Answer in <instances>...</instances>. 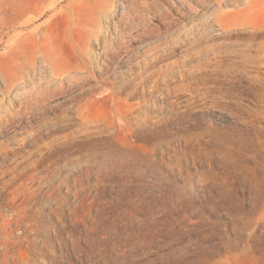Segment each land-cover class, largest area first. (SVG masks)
Here are the masks:
<instances>
[{
  "label": "rangeland",
  "instance_id": "374dc122",
  "mask_svg": "<svg viewBox=\"0 0 264 264\" xmlns=\"http://www.w3.org/2000/svg\"><path fill=\"white\" fill-rule=\"evenodd\" d=\"M173 1L0 0V264H264L249 0Z\"/></svg>",
  "mask_w": 264,
  "mask_h": 264
},
{
  "label": "bare ground",
  "instance_id": "6f19581e",
  "mask_svg": "<svg viewBox=\"0 0 264 264\" xmlns=\"http://www.w3.org/2000/svg\"><path fill=\"white\" fill-rule=\"evenodd\" d=\"M99 1V0H97ZM112 1V0H111ZM173 1V0H172ZM183 1V0H182ZM255 3H256V0H249V7L244 9V10H238L236 11L235 13H233L234 11L232 12H228V13H222L220 15H215V18L216 20L218 21L219 25H225L223 26L224 27V31H228L230 32L231 30H228V29H231L235 26V28L237 29H240V28H249V34L246 35L244 34L243 36H240V33L238 31V36L236 37V40L239 42V41H243V43L246 45V48L250 49L254 46V44H258L257 45V50L259 53H261L264 57V45L262 44V39L259 38L260 36V33L262 31V29L264 27H259L258 25H255V26H251V25H248L252 22V19H251V16H252V13H253V7L255 6ZM173 4L176 5L173 1ZM248 5V4H247ZM108 6H111V4H109ZM241 8V7H240ZM0 10L1 11H5V12H14L15 13V16H16V19L17 21L19 19H22L24 18L26 15H28L29 13H35V14H41L42 13V10H41V7L39 6H32V5H29L27 7H23V6H19V5H16V6H12V7H9V6H5V5H2L0 4ZM133 10V8H132ZM113 14V13H112ZM131 17V16H130ZM148 17V16H147ZM132 18V17H131ZM149 18V17H148ZM133 19V18H132ZM251 19V20H250ZM32 18H29L25 23H30L32 22ZM124 20V19H123ZM131 21V20H130ZM251 21V22H250ZM127 22V21H126ZM210 22V21H209ZM210 24V23H209ZM214 24V23H213ZM129 27V26H128ZM214 25L210 24V25H207L204 29V31L206 32L205 35H207L208 31H213L214 30ZM228 28V29H227ZM39 29V26H37L36 28L33 29V32L35 31H38ZM217 29V27H216ZM196 30V29H195ZM220 30V29H219ZM242 30V29H241ZM202 31V29H201ZM222 32V31H221ZM234 32V31H233ZM242 32V31H241ZM197 33V32H196ZM201 33V32H200ZM227 33V32H226ZM235 33V32H234ZM37 34V33H36ZM228 34V33H227ZM231 34V32L229 33ZM34 37V36H33ZM27 38V37H26ZM228 42V41H227ZM187 45V44H186ZM216 49V48H215ZM229 50V49H228ZM251 56V55H249ZM154 59V58H153ZM198 59V58H197ZM217 59V58H216ZM261 59V58H260ZM246 60V59H245ZM254 60V59H253ZM150 63V62H149ZM148 63V64H149ZM146 70V69H145ZM9 113V112H8ZM12 118V117H11Z\"/></svg>",
  "mask_w": 264,
  "mask_h": 264
}]
</instances>
